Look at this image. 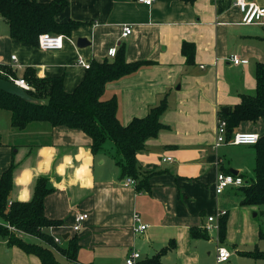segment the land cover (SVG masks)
<instances>
[{"label":"crops","instance_id":"crops-1","mask_svg":"<svg viewBox=\"0 0 264 264\" xmlns=\"http://www.w3.org/2000/svg\"><path fill=\"white\" fill-rule=\"evenodd\" d=\"M67 1L55 20L80 25L69 36L57 34L65 37L58 51L41 50L11 38L0 17L4 22L0 68L10 71L8 81H25L30 69L39 79L61 77L63 89L71 92L86 75L77 63L79 56L91 65L112 60L108 50L124 47L127 63L143 64L135 73L107 83L103 99L117 98V118L124 126L165 101L160 118L164 127L137 153L138 178L133 179L121 174L110 147L94 154L92 141L83 131L52 128L43 122L16 130L11 127L10 112L0 109L4 124V131L0 129V179L13 167L9 203L29 202L37 180L48 181L53 192L44 199V214L60 225L46 232L60 247L67 246L68 238L78 239L73 262L52 247L61 264H115L121 260L125 264L132 252L140 255L136 264H144L163 249L166 252L159 264H200L196 250L213 239V232L206 230L208 217L225 211L229 226L238 211L259 207L241 206L239 188L229 187L221 194L214 190L219 172L239 176L252 171L244 164L252 159V146L215 149L214 144L219 111L237 105L242 95L255 94V67L264 63V26L242 25L232 0H155L150 6L136 0ZM248 1L264 6V0ZM124 26L132 29L126 38L121 37ZM77 38H85L89 45L78 48ZM184 43L194 50L188 63L182 53ZM234 58L240 63L234 64ZM238 132L262 135L264 120L243 123ZM233 148L240 153H233ZM128 178L134 185L126 184ZM80 213L88 217L76 233L72 225ZM135 216L147 226L143 233H134ZM259 232L256 248L257 241H264ZM214 234L216 248L217 244L224 247L230 258L234 255L242 264H256L241 255L251 251L237 244L227 248L219 231ZM0 264L41 262L0 237Z\"/></svg>","mask_w":264,"mask_h":264},{"label":"trees","instance_id":"trees-1","mask_svg":"<svg viewBox=\"0 0 264 264\" xmlns=\"http://www.w3.org/2000/svg\"><path fill=\"white\" fill-rule=\"evenodd\" d=\"M191 3L193 0H182ZM68 5L67 0H0V17L8 26L9 36L22 43L38 46V37L43 33L69 36L80 23L69 20L58 23L57 14ZM182 53L187 63L194 55L193 46L182 45ZM143 62L127 63L124 47L116 49L112 60L92 62L86 70L83 80L71 92L63 89L61 77L39 79L32 70L27 69L25 81L29 85L24 90L34 99L33 102L22 100L0 91V109L7 110L11 116V127L25 129L30 123H48L52 128L65 126L83 131L92 141L94 154L105 149L107 142L112 143L111 157L125 177L138 178L136 155L144 149L147 140L155 138L164 127L160 118L166 110V102L150 109L146 116L133 118L127 125H122L117 118V98L103 99L105 85L135 73ZM1 69V68H0ZM10 71L5 67L0 70V79L9 80ZM256 89L253 96L242 95L240 102L218 115L226 121V141H230L241 124L256 123L264 120V63L255 67ZM254 152V166L249 174H239L243 185L239 187L242 196L241 206L264 205V133L259 135L256 144L250 145ZM13 167L8 168L0 179V221L15 227L20 232L34 236L45 244H36L24 240L8 231L0 224V237L7 239L8 246H17L27 254L40 259L41 264H61L52 250L55 247L68 261H76L79 249L76 236L67 239V246L60 247L46 232L50 227L60 225L59 221L49 220L44 214V199L53 192L44 178L36 182L33 198L29 202H10ZM226 214L219 219V239L224 241ZM191 234L195 236V232ZM197 235V234H196ZM259 238L264 239L262 231ZM166 249L144 264H159V258ZM252 258L256 264H264V251L255 248L250 253H242Z\"/></svg>","mask_w":264,"mask_h":264},{"label":"built area","instance_id":"built-area-1","mask_svg":"<svg viewBox=\"0 0 264 264\" xmlns=\"http://www.w3.org/2000/svg\"><path fill=\"white\" fill-rule=\"evenodd\" d=\"M155 0H136L137 3L150 6ZM233 6L237 7L241 13L240 23L242 25H261L264 26V6H258L253 2L248 0H232ZM132 33V29L129 26H124L122 29L121 37L126 38ZM64 36L62 35H51L49 33H43L38 37V47L45 51H58L63 47ZM108 56L114 58L116 55V48H111L108 50ZM12 60L15 56L11 57ZM77 63L82 66L85 70L90 68V64L86 63L80 56L77 58ZM234 64L240 63L237 58L233 59ZM10 82L21 88L22 90H28L29 85L24 80H17L10 78ZM259 140V135L255 133H234L230 141H226V121L220 116L217 118L216 123V134H215V144L214 148L217 149L224 145H254ZM170 158H164L163 161H169ZM127 185H134V181L130 178L126 180ZM243 185V180L239 176H234L232 174L218 173L216 176L215 193L221 194L225 189L229 187L239 188ZM10 204V203H9ZM226 214L225 211L216 212L214 216L208 217L207 222L209 224L206 227L207 231L218 233L219 231V219ZM87 214L80 213L74 217V222L72 225L73 232H80L84 222L87 219ZM215 222L214 225H211ZM2 226H5L9 230L14 228L9 224H4L0 221ZM147 226L142 224L137 216L134 217V233L140 234L146 230ZM58 242L59 240H55ZM218 243V240H216ZM140 255L138 252H132L129 258L126 259L125 264H136ZM230 253L224 247L217 244L216 248V261L218 264L225 263L229 260Z\"/></svg>","mask_w":264,"mask_h":264},{"label":"rangeland","instance_id":"rangeland-1","mask_svg":"<svg viewBox=\"0 0 264 264\" xmlns=\"http://www.w3.org/2000/svg\"><path fill=\"white\" fill-rule=\"evenodd\" d=\"M3 23L2 21H0V33H1V28L3 27L2 26ZM4 24H5L4 26H6L4 28H8L7 24L6 23ZM3 114H7V113L3 111ZM0 129H3L4 131V124L3 122H1V120H0ZM4 139L6 141V135L4 136ZM107 146L110 147L109 151H111L112 143L107 142L105 147ZM232 152L239 154L240 149L233 148ZM251 154H252V159H247L246 163H244L245 165H248L247 167L249 168L250 167L253 168L254 166V152L252 151ZM250 208L253 209H242L241 211H238V215L236 219L232 221V223L229 226L226 225L225 237L223 243L227 248H231L235 244L240 245V247H242L243 249L251 252L256 248L255 243H256V235L258 230L262 231V233L264 234V205L256 207L255 209L254 207H250ZM13 228H14L13 230H9L7 228L8 231L13 235H16L24 240L34 242L36 244L38 243L42 245L45 244V242H43L42 240L34 236H30L26 233L20 232L15 227ZM212 235H213V239L210 240L209 244L202 242L201 244H203L204 247L196 250V252L198 253V262L200 264H215L214 256H216V243L214 241L215 239L214 231ZM257 242H258V248L260 250H264V241L261 240ZM45 247L53 251V248L50 247L49 245H45ZM53 253L57 255L56 252L53 251ZM249 261L253 262L252 259H249ZM115 264H124V261L123 260L117 261ZM222 264H242V263L237 261V259L233 255L230 258L229 262Z\"/></svg>","mask_w":264,"mask_h":264},{"label":"water","instance_id":"water-1","mask_svg":"<svg viewBox=\"0 0 264 264\" xmlns=\"http://www.w3.org/2000/svg\"><path fill=\"white\" fill-rule=\"evenodd\" d=\"M88 45H89V42L85 38H77L76 46L78 48L80 49L85 48ZM0 91L6 94L12 95V96L19 97L25 101H31V102L34 101V99L31 98L29 95H27V93L24 90H22L21 88H19L18 86H16L15 84L7 80L0 79ZM222 112L227 113L228 109L224 108ZM233 173L235 174L237 172L234 171ZM66 238H67V235L63 236V239H66Z\"/></svg>","mask_w":264,"mask_h":264}]
</instances>
